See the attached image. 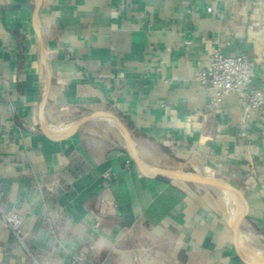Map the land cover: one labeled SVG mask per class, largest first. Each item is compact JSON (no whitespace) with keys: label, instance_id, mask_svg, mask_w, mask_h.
<instances>
[{"label":"crops","instance_id":"0c3cea01","mask_svg":"<svg viewBox=\"0 0 264 264\" xmlns=\"http://www.w3.org/2000/svg\"><path fill=\"white\" fill-rule=\"evenodd\" d=\"M216 46L264 90V0H0V264H264V105L206 109Z\"/></svg>","mask_w":264,"mask_h":264},{"label":"built area","instance_id":"2783aa9c","mask_svg":"<svg viewBox=\"0 0 264 264\" xmlns=\"http://www.w3.org/2000/svg\"><path fill=\"white\" fill-rule=\"evenodd\" d=\"M255 75L256 60L252 56L247 53L225 54L220 46H216L211 51L209 66L199 70L195 78L211 93V98L205 105L207 110H215L225 97L239 94L245 114L249 115L264 105V90L253 85ZM0 219L27 247L23 229L24 215L17 210L5 208L1 192Z\"/></svg>","mask_w":264,"mask_h":264},{"label":"water","instance_id":"95a60500","mask_svg":"<svg viewBox=\"0 0 264 264\" xmlns=\"http://www.w3.org/2000/svg\"><path fill=\"white\" fill-rule=\"evenodd\" d=\"M173 173L176 174V175L182 176V177H186V178L202 181L204 183L206 182V183H210V184L217 185V186H220V187H225V188H230V189L237 190L232 185H230L228 183L221 182V181H215V180H212V179H209V178L199 177V176L186 174V173H181V172H173Z\"/></svg>","mask_w":264,"mask_h":264}]
</instances>
